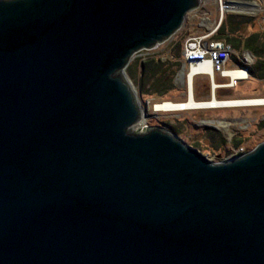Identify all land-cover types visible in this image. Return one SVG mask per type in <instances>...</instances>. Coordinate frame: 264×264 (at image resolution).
Returning <instances> with one entry per match:
<instances>
[{
  "label": "water",
  "instance_id": "1",
  "mask_svg": "<svg viewBox=\"0 0 264 264\" xmlns=\"http://www.w3.org/2000/svg\"><path fill=\"white\" fill-rule=\"evenodd\" d=\"M200 5L0 0V264H264V142L132 130L134 55Z\"/></svg>",
  "mask_w": 264,
  "mask_h": 264
},
{
  "label": "rangeland",
  "instance_id": "2",
  "mask_svg": "<svg viewBox=\"0 0 264 264\" xmlns=\"http://www.w3.org/2000/svg\"><path fill=\"white\" fill-rule=\"evenodd\" d=\"M225 2H231L229 5L232 7H238L241 10L232 11L229 9L225 13L224 21L233 16L235 23L243 24V29L239 33L244 36H258L264 39V0H224ZM246 1L253 3L257 2L262 9H259L256 13H251L247 10ZM240 3V4H238ZM201 6V5H200ZM217 10V8H215ZM235 16V17H234ZM198 17L196 20L198 22ZM186 19L182 28L174 35V41L166 43L159 48L152 51H144L149 53L148 55H158V52L166 49L169 51V62H179L182 58V47L186 36H189L193 31H198V23L190 22ZM192 29V30H190ZM236 50V49H235ZM237 51V50H236ZM239 51V50H238ZM244 51H250L247 49L245 43L240 49V53ZM181 52V55H180ZM256 60L259 56L256 52ZM233 60L236 57L232 56ZM135 62L140 60H134ZM133 62V60H132ZM131 62V63H132ZM257 62L254 63V65ZM251 67V69L254 67ZM180 68H178L179 70ZM250 69V75L246 80H239L235 82V86H229L226 88L217 89V97L219 99H247L264 97V78H259L257 75L252 74ZM217 84H230L232 81L220 74L215 75ZM129 79L134 84L138 97L140 98L142 105L145 107L147 101L151 100L149 106V114L154 115L146 118L141 124L135 126L132 130L145 132L147 127L162 126L174 134L179 135L189 144L200 149L202 153L208 156L210 159L220 162L223 159L237 155L241 151L247 152L253 150L257 145L264 142V105L255 106H225L223 108H196L185 109L181 111H159L154 110V103L156 106L162 105L165 101L185 102L189 101L188 98L189 89L183 85H176L175 88L162 96L158 94H142L137 84V81ZM212 79L208 75H197L194 79V94L197 100H209L211 101L213 95ZM191 94V93H190ZM191 97V96H190ZM189 99V100H188ZM213 101V100H212ZM207 102V101H206ZM223 119V120H221ZM229 119V120H228ZM227 121L229 123V130L221 129L215 122L210 121ZM176 127L173 129L171 127ZM214 126V127H213ZM209 129H216L222 133L226 139L225 145H219L213 142L210 138ZM197 145V146H196Z\"/></svg>",
  "mask_w": 264,
  "mask_h": 264
},
{
  "label": "built area",
  "instance_id": "3",
  "mask_svg": "<svg viewBox=\"0 0 264 264\" xmlns=\"http://www.w3.org/2000/svg\"><path fill=\"white\" fill-rule=\"evenodd\" d=\"M230 3L231 2H225L224 0H201V6L187 15V20L189 18L192 22H197L196 17L199 16L197 22L199 29L198 31H193L189 36H186L182 47L180 69L175 76L174 83L176 85H186L185 87L189 89L188 98L190 97L191 88L190 75L192 74L194 67L201 68L193 73V89L194 79L197 75H208L212 79V85L214 87V94L211 99H215V91L217 89H224L233 85L235 86V82L248 79L250 69L256 62V56L252 52L244 51L240 53V51H236L226 40L218 38V34L224 23L225 13L230 9ZM215 8H217V10H215ZM174 38L175 37L173 36L166 42L159 44L154 49L139 51L134 55L133 60L138 59L141 63L145 62L148 58L160 59L163 62L171 61L169 58L170 52L166 49L159 51L156 56L148 55L149 53H144V51L155 50L166 43H169L170 45V43L174 41ZM232 56L236 57V59L233 60ZM244 69L248 72V76L241 79H233L231 75L228 74L230 70L236 71ZM216 74L229 78L232 83L216 85ZM150 103H152V101L148 100V106H150ZM156 104L157 103L153 104L154 110H156ZM242 153L245 152L241 151L239 154Z\"/></svg>",
  "mask_w": 264,
  "mask_h": 264
},
{
  "label": "trees",
  "instance_id": "4",
  "mask_svg": "<svg viewBox=\"0 0 264 264\" xmlns=\"http://www.w3.org/2000/svg\"><path fill=\"white\" fill-rule=\"evenodd\" d=\"M235 17V16H234ZM233 16L224 21L218 34V38L226 40L237 51L246 45L250 52H256L259 56L257 63L251 69L252 74L264 78V39L258 36H244L239 33L243 24L235 23ZM181 55V52H180ZM180 67L179 62H163L160 59L148 58L145 62L133 61L127 69L128 76L137 81L142 94H158L162 96L175 88L174 79ZM177 129L176 127H171ZM210 138L219 145H225L226 139L216 129H209ZM197 146V145H196Z\"/></svg>",
  "mask_w": 264,
  "mask_h": 264
},
{
  "label": "bare ground",
  "instance_id": "5",
  "mask_svg": "<svg viewBox=\"0 0 264 264\" xmlns=\"http://www.w3.org/2000/svg\"><path fill=\"white\" fill-rule=\"evenodd\" d=\"M244 5H246V9L251 11V13H256L257 11H259V9H262L259 4L257 2H245L243 3ZM200 7V6H199ZM230 9L232 11L236 10H241L238 7H232L230 6ZM243 10V9H242ZM241 10V11H242ZM244 11V10H243ZM187 19V18H186ZM134 61V60H133ZM201 67H194L193 68V72L190 75V100L189 101H185V102H174V101H165L164 104L162 105H155V108L157 107V109H160V111H181V110H185V109H196V108H218V107H225V106H255V105H264V97H256V98H247V99H235V100H229V101H222L219 100L217 98L215 99H211V101H200L195 99L194 97V91H193V83H192V78H193V73L196 72L197 70H199ZM128 74V73H127ZM229 75H231V77L233 79L236 78H244L248 76V72L244 69V70H230L228 72ZM175 80V79H174ZM213 100V101H212ZM146 118H144L141 123L143 121H145ZM223 120V119H221ZM210 121V122H215L221 129H224L226 131L229 130V123L227 121ZM229 120V119H228ZM139 125V124H138ZM240 155V154H238Z\"/></svg>",
  "mask_w": 264,
  "mask_h": 264
},
{
  "label": "crops",
  "instance_id": "6",
  "mask_svg": "<svg viewBox=\"0 0 264 264\" xmlns=\"http://www.w3.org/2000/svg\"><path fill=\"white\" fill-rule=\"evenodd\" d=\"M236 79H238V78H236ZM216 85H217V83H215ZM214 93V92H213ZM217 94V92L215 93V95ZM226 99H229V100H235V99H230V98H226ZM229 100H222V101H229ZM202 101H206V100H202ZM209 101V100H208Z\"/></svg>",
  "mask_w": 264,
  "mask_h": 264
},
{
  "label": "flooded vegetation",
  "instance_id": "7",
  "mask_svg": "<svg viewBox=\"0 0 264 264\" xmlns=\"http://www.w3.org/2000/svg\"><path fill=\"white\" fill-rule=\"evenodd\" d=\"M255 55V54H254ZM256 56V55H255ZM257 57V56H256ZM258 60H256V62H257ZM259 77V76H258ZM259 78H261V77H259ZM217 91V90H216ZM216 91H215V93H216ZM213 92H214V90H213ZM214 94V93H213ZM216 96V98L217 99H219L218 97H217V94L215 95ZM194 97H195V94H194Z\"/></svg>",
  "mask_w": 264,
  "mask_h": 264
}]
</instances>
